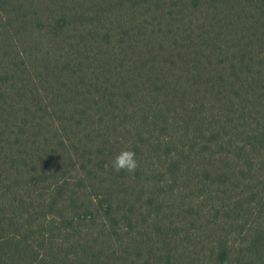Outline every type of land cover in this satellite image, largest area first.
I'll return each instance as SVG.
<instances>
[{"label":"trees","instance_id":"16d2710c","mask_svg":"<svg viewBox=\"0 0 264 264\" xmlns=\"http://www.w3.org/2000/svg\"><path fill=\"white\" fill-rule=\"evenodd\" d=\"M0 264H264V0H0Z\"/></svg>","mask_w":264,"mask_h":264},{"label":"clouds","instance_id":"9594fccd","mask_svg":"<svg viewBox=\"0 0 264 264\" xmlns=\"http://www.w3.org/2000/svg\"><path fill=\"white\" fill-rule=\"evenodd\" d=\"M135 157L136 154L132 149H122L114 157L112 167L117 171L125 169L129 172H133L138 166V161Z\"/></svg>","mask_w":264,"mask_h":264}]
</instances>
